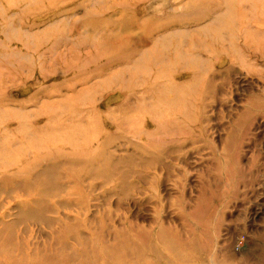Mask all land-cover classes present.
<instances>
[{"label":"rangeland","instance_id":"rangeland-1","mask_svg":"<svg viewBox=\"0 0 264 264\" xmlns=\"http://www.w3.org/2000/svg\"><path fill=\"white\" fill-rule=\"evenodd\" d=\"M104 1L0 0V264H264V0Z\"/></svg>","mask_w":264,"mask_h":264},{"label":"bare ground","instance_id":"bare-ground-1","mask_svg":"<svg viewBox=\"0 0 264 264\" xmlns=\"http://www.w3.org/2000/svg\"><path fill=\"white\" fill-rule=\"evenodd\" d=\"M107 1H110V0H105L104 2H107ZM126 1H127V0H126ZM137 1H138V0H133L132 5H134V3L137 4ZM208 1H211V2L213 3L214 0H205V2H207V3H208ZM130 2H131V1H130ZM122 6L128 7V3H127V5H126V4H125V1H123V2H122ZM107 13H108V11H107L105 14H107ZM93 14H94V13H93ZM124 19H125V18H124ZM120 21H121V20H120ZM120 21H119V22H120ZM127 31H128V30H126L125 32H127ZM128 47H129V46H128ZM116 48H117L116 46L113 47L114 50H115ZM118 48H120L122 52L115 53L114 55H116V54H127V53L129 52L128 50H124V48H123V43H122V42L119 44ZM107 49L109 50V48H107ZM114 55H113V56H114ZM110 56H111V55H110ZM110 56H109V57H110ZM111 60H112V59H111Z\"/></svg>","mask_w":264,"mask_h":264}]
</instances>
